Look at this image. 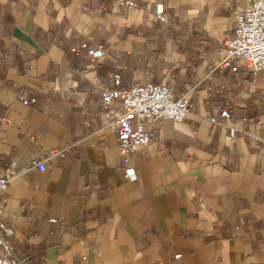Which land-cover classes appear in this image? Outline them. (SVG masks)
I'll return each mask as SVG.
<instances>
[{"label":"crops","instance_id":"1","mask_svg":"<svg viewBox=\"0 0 264 264\" xmlns=\"http://www.w3.org/2000/svg\"><path fill=\"white\" fill-rule=\"evenodd\" d=\"M132 1L0 0V220L17 263L264 264V152L244 132L264 139V71L208 68L231 33V1ZM87 36L102 55L79 48ZM111 73L122 88L165 84L194 107L147 125L131 177L113 125L119 101L103 111L93 89ZM215 81L231 117L210 123L223 104ZM19 90L36 102L22 104ZM40 158L42 171L30 165Z\"/></svg>","mask_w":264,"mask_h":264},{"label":"built area","instance_id":"2","mask_svg":"<svg viewBox=\"0 0 264 264\" xmlns=\"http://www.w3.org/2000/svg\"><path fill=\"white\" fill-rule=\"evenodd\" d=\"M230 1L233 13L231 33L223 39V47L217 61L208 65V68L211 71L242 69L256 75L264 71V0ZM120 3L128 8L137 6L132 0H120ZM154 14L156 19L164 20L162 3L155 4ZM90 42H92L90 37H84L79 48L84 49L90 56L102 55L103 52L91 47ZM70 49L78 50L73 45ZM214 83L222 93L223 104L218 113L206 117L210 123H217L218 116L226 119L231 117L227 86L221 81ZM93 89L99 95L98 103L103 111L110 108L113 100L119 101L113 125L117 133V148L127 177L134 175L129 164L130 158L137 149L147 147L153 136L147 125L155 124L162 119L181 122L194 112V107L185 94H178L165 84L142 78L128 88H122L119 73H111L107 76L106 83H93ZM16 97L24 105L36 102L35 96H26L22 90L17 91ZM233 120L235 123H244L247 117L234 115ZM237 130L234 125L230 127L227 137H233ZM244 132L251 135L257 150L264 152V139ZM44 163L45 158L30 161L31 166L41 171L45 168ZM7 183L8 176L0 175V191L7 187ZM10 235L6 222L0 220V264H18L13 255L14 247Z\"/></svg>","mask_w":264,"mask_h":264}]
</instances>
